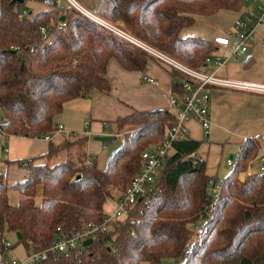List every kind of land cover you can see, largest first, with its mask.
<instances>
[{
	"label": "trees",
	"instance_id": "obj_1",
	"mask_svg": "<svg viewBox=\"0 0 264 264\" xmlns=\"http://www.w3.org/2000/svg\"><path fill=\"white\" fill-rule=\"evenodd\" d=\"M0 2V133L6 136L56 133L55 118L65 103L94 91L111 92L107 70L112 59L130 71L162 64L171 75V92L180 100L185 84L194 82L73 6L61 9L47 2L45 9L21 20L26 0ZM243 6L244 0H99L95 14L207 71L208 59L220 45L210 37H182L181 31L197 16L241 11ZM175 122L174 110L167 109L135 111L116 120L119 132L126 126L135 131L123 138L105 169L98 167L97 155H88L86 135L72 132L58 146L51 142L44 160L28 161L24 181L9 184L0 175V234L20 232L18 242L45 252L39 264H164L166 259L180 264H264V172L246 173L251 162L258 163L256 137L244 142L224 178L207 174L200 140L189 135L176 140L158 183L138 198L127 218L112 222L77 250H49L59 228L68 232L104 220L110 213L107 204L118 201L141 170L143 151L160 144ZM64 150L66 159L53 164L52 155ZM217 184L222 185L219 198L209 190ZM10 188L20 193L16 204L9 201Z\"/></svg>",
	"mask_w": 264,
	"mask_h": 264
},
{
	"label": "crops",
	"instance_id": "obj_2",
	"mask_svg": "<svg viewBox=\"0 0 264 264\" xmlns=\"http://www.w3.org/2000/svg\"><path fill=\"white\" fill-rule=\"evenodd\" d=\"M79 1L91 8L95 14L99 0ZM47 2L26 0L25 8L35 14L45 9ZM113 25L121 27L122 24L119 22ZM217 35L224 34L216 33L210 38ZM263 39L264 24L258 27L248 52L237 58H230L218 74L233 80L264 84ZM231 52L230 46L220 45L211 59L215 61L230 56ZM212 69L213 67L208 65L207 71ZM147 72L159 81V85L147 82L144 72L127 70L117 60L112 59L107 70L111 92L104 94L94 91L88 97H78L65 103L63 111L56 116L57 125L63 127L61 131L33 138L23 135L6 136L0 133V175H3L9 184L24 181L29 173L25 162L34 158L44 160L45 154L51 148V142L58 146L72 132L87 136L88 155H97L98 167L105 169L111 156L110 150L105 145L107 142L97 140L93 135L106 134L105 131L114 123L117 125L116 120L135 111L173 110L169 100L172 94L169 71L162 64L153 63ZM209 105L212 121L210 129L206 130L198 121L189 119V136L201 141L199 155L207 162V174L224 178L228 175L227 167L233 166L228 161L238 156L248 138H258L259 155L264 154V92L212 86ZM124 130L127 132L135 129L133 126H126ZM59 153L52 155L53 162H56L54 157Z\"/></svg>",
	"mask_w": 264,
	"mask_h": 264
},
{
	"label": "built area",
	"instance_id": "obj_3",
	"mask_svg": "<svg viewBox=\"0 0 264 264\" xmlns=\"http://www.w3.org/2000/svg\"><path fill=\"white\" fill-rule=\"evenodd\" d=\"M47 1L56 4L61 9L69 5L73 6L85 16L104 24L125 38L141 45L157 58L164 61L167 66L178 69L194 80V82H187L185 84L184 98L182 100L174 93L170 94L169 100L175 109L176 122L167 128L166 136L160 144L148 147L143 151L141 170L132 178L126 191L118 199L114 211L107 214L102 222L84 223L82 227L68 232L64 231L62 228L58 229V237L54 240L49 250L63 252L67 250H77L84 245L86 240L90 238L94 239L98 232L107 231L112 222L125 219L129 216V210L131 206L137 202L138 198L145 195L149 187L155 186L158 183L166 160L173 150V143L189 135V127L187 124L189 119L198 121L206 130L210 129L212 121L209 104L212 86L264 92V84L233 80L218 74V71L229 62L230 58H237L239 55L248 52L250 45L255 40L258 27L264 24V0H244V6L234 22L231 34L217 35L213 38L214 42L218 45L230 46L232 52L230 56L219 58L215 61L209 58L208 63L213 67L211 71L196 70L184 62L136 39L123 31L120 27L105 21L98 15L87 10L79 0ZM29 14L28 10L25 9L19 13V18L23 20L29 16ZM43 31H45V28H43ZM144 79L147 82L159 85V81L151 77L147 71L144 72ZM62 129V126H58V131ZM134 131L135 130L112 132L111 135L113 137L129 138L133 135ZM257 161L258 166L256 167L253 162L248 165L246 171L248 175L253 174L256 170L264 172V154L259 155ZM228 163L234 165V160H229ZM24 165L28 166V161H26ZM221 188L222 185L217 184L210 187L209 190L211 194L219 198ZM201 220H204V216L201 217ZM15 248L16 243L9 238L8 234H0V264H39L45 254V252H38L32 249V253L18 258L14 254Z\"/></svg>",
	"mask_w": 264,
	"mask_h": 264
},
{
	"label": "rangeland",
	"instance_id": "obj_4",
	"mask_svg": "<svg viewBox=\"0 0 264 264\" xmlns=\"http://www.w3.org/2000/svg\"><path fill=\"white\" fill-rule=\"evenodd\" d=\"M80 3L87 10L94 12L91 8L87 7L82 2H80ZM239 13H240V11L222 10V11H219L218 13L211 15V16H197L196 22L193 25L184 28L180 34L182 37H187L189 35L211 37L216 33L229 35L230 32H232V30H233L234 21L239 16ZM117 27H120V25ZM173 110H175L174 107H173ZM1 115H2V111L0 109V120L2 119ZM55 121H57L56 118H55ZM112 130H114V132H119L118 126L115 125V123L105 132H107L106 133L107 135H111V134H109V132H113ZM123 131H125V130H123ZM95 136H97V135L95 134L92 137L95 138ZM122 141H123L122 137H113V139L111 141L105 143V145L108 146L111 155L120 147V145L122 144ZM66 156H67V152L64 150V151H61L56 157H54V160L56 162L63 161L66 159ZM56 162L52 161L53 164ZM227 170H228L227 174H229L232 171V167H230V166L227 167ZM19 197H20V193L17 189H15V188L9 189V201L12 204L18 203ZM41 201H42V197L40 194H38L37 203H41ZM117 203H118V201H113V202L107 204V206H106L107 211L108 212L114 211ZM201 225H202V222L199 221L198 226L200 227ZM8 236L13 242L16 243V248L14 250V254L16 255V257L22 258L26 254L32 253V248H26V246L23 243L18 242L16 234L10 233V234H8ZM173 263H174V261H171L169 259H166L164 261V264H173ZM141 264H150V263L144 261Z\"/></svg>",
	"mask_w": 264,
	"mask_h": 264
},
{
	"label": "water",
	"instance_id": "obj_5",
	"mask_svg": "<svg viewBox=\"0 0 264 264\" xmlns=\"http://www.w3.org/2000/svg\"><path fill=\"white\" fill-rule=\"evenodd\" d=\"M20 1L23 2L24 0H20ZM31 13H32V11H30V14ZM95 139L100 140L102 142H109V141H111L113 139V136L112 135H107V134H101V135L95 136ZM231 157L233 158V156H231ZM16 237H17L18 240H21L23 238V236H22V234L20 232H17L16 233ZM91 242H93V239L92 238L86 240L84 242V245H88Z\"/></svg>",
	"mask_w": 264,
	"mask_h": 264
}]
</instances>
